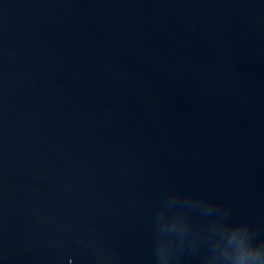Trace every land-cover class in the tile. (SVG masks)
I'll return each instance as SVG.
<instances>
[{"label":"water","instance_id":"95a60500","mask_svg":"<svg viewBox=\"0 0 264 264\" xmlns=\"http://www.w3.org/2000/svg\"><path fill=\"white\" fill-rule=\"evenodd\" d=\"M241 246L264 257V0H0V264Z\"/></svg>","mask_w":264,"mask_h":264},{"label":"clouds","instance_id":"9594fccd","mask_svg":"<svg viewBox=\"0 0 264 264\" xmlns=\"http://www.w3.org/2000/svg\"><path fill=\"white\" fill-rule=\"evenodd\" d=\"M238 259L240 264H261L264 257H261L258 253L252 252L247 247L241 246Z\"/></svg>","mask_w":264,"mask_h":264}]
</instances>
